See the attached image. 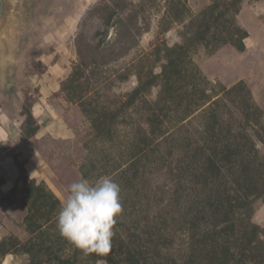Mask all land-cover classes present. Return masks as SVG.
Segmentation results:
<instances>
[{
    "label": "rangeland",
    "instance_id": "rangeland-1",
    "mask_svg": "<svg viewBox=\"0 0 264 264\" xmlns=\"http://www.w3.org/2000/svg\"><path fill=\"white\" fill-rule=\"evenodd\" d=\"M0 65V264H96L56 226L81 177L119 184L115 234L146 231L212 103L264 165V0H9ZM237 219L264 258V195ZM168 242L183 263L188 235Z\"/></svg>",
    "mask_w": 264,
    "mask_h": 264
},
{
    "label": "trees",
    "instance_id": "trees-1",
    "mask_svg": "<svg viewBox=\"0 0 264 264\" xmlns=\"http://www.w3.org/2000/svg\"><path fill=\"white\" fill-rule=\"evenodd\" d=\"M211 106L201 136L184 139L182 158L168 164L171 186L161 199L156 190L151 195L158 210L146 219V231L137 226L114 235L111 264H179L162 253L174 232L189 239L181 264H264L255 230L237 219L264 195V165L253 143L221 136Z\"/></svg>",
    "mask_w": 264,
    "mask_h": 264
},
{
    "label": "clouds",
    "instance_id": "clouds-1",
    "mask_svg": "<svg viewBox=\"0 0 264 264\" xmlns=\"http://www.w3.org/2000/svg\"><path fill=\"white\" fill-rule=\"evenodd\" d=\"M121 188L110 176L92 182L79 178L67 186L56 217L61 237L85 255H95L96 264H108L114 226L122 213Z\"/></svg>",
    "mask_w": 264,
    "mask_h": 264
},
{
    "label": "water",
    "instance_id": "water-1",
    "mask_svg": "<svg viewBox=\"0 0 264 264\" xmlns=\"http://www.w3.org/2000/svg\"><path fill=\"white\" fill-rule=\"evenodd\" d=\"M8 7L9 0H0V32L6 26L8 20ZM2 74V69L0 65V77Z\"/></svg>",
    "mask_w": 264,
    "mask_h": 264
},
{
    "label": "crops",
    "instance_id": "crops-1",
    "mask_svg": "<svg viewBox=\"0 0 264 264\" xmlns=\"http://www.w3.org/2000/svg\"><path fill=\"white\" fill-rule=\"evenodd\" d=\"M260 7H261V2H260ZM43 92V94H45L46 92L45 91H42ZM36 111H37V116H38V118H43L44 117V114L42 113V112H45V115H47V112L45 111V109H44V105L42 104V103H38V107L36 108ZM47 117H48V115H47ZM48 126H50V125H48ZM56 132L55 133H58V134H64L65 133V131H64V129L62 128V126H58V125H56Z\"/></svg>",
    "mask_w": 264,
    "mask_h": 264
}]
</instances>
